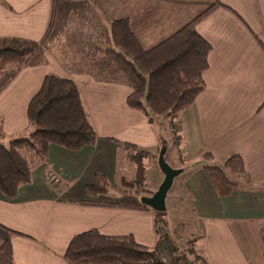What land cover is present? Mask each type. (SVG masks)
<instances>
[{"label":"crops","instance_id":"1","mask_svg":"<svg viewBox=\"0 0 264 264\" xmlns=\"http://www.w3.org/2000/svg\"><path fill=\"white\" fill-rule=\"evenodd\" d=\"M84 1L104 11L101 28L108 30L111 21L126 19L149 49L192 17L185 11L186 1L193 0ZM216 3L227 8H216L195 26L211 46L203 74L205 89L183 111L190 117L189 131L184 125L177 129L184 139L188 131L197 153H209L217 167L238 156L245 174L229 176L236 189L226 197L215 196L206 174L196 177L200 173H194L186 187L195 218L204 224L199 247L206 264H264V0H209L204 6L207 10ZM52 4L53 0H0V39L41 40ZM67 44L64 49L73 48ZM56 59L46 53L44 65L22 70L0 93V144L25 135L27 105L50 73L76 85L97 140L94 146L75 152L50 147L47 162L32 172L30 184L12 202L0 195V226L22 235L10 237L14 264H68L63 254L70 240L88 231L131 235L139 245L153 248L152 210L82 204L120 199L107 197L109 192L106 197L88 199L84 189L96 176L108 183L123 152L118 143L147 148L157 143L153 131L141 113L125 106L127 87L97 83L83 73L69 74ZM48 172L59 178V188L47 183ZM6 237L0 228V245Z\"/></svg>","mask_w":264,"mask_h":264},{"label":"trees","instance_id":"2","mask_svg":"<svg viewBox=\"0 0 264 264\" xmlns=\"http://www.w3.org/2000/svg\"><path fill=\"white\" fill-rule=\"evenodd\" d=\"M218 7L227 8L216 3L153 48L145 49L126 19L111 21L108 30H104L91 22L92 16H89L93 11L86 1L53 0L50 23L41 40L0 39V93L22 70L44 65L50 44L66 35L71 19L78 16L82 34L67 35L78 43L74 55L86 61L82 73L97 83L127 87L130 92L125 98L126 107L141 113L148 124L157 119L172 120L188 109L205 89L203 74L208 68L211 46L196 32L195 26ZM26 121L28 136L0 144V195L8 202L30 184L32 172L47 162L50 147L75 152L94 146L97 140L76 85L58 75L44 76L27 105ZM118 144L136 165L135 180L122 181L124 187L135 189L133 195L123 196L114 203L82 204L150 211L140 203V198L148 194L144 190L146 178L141 160L150 153L131 143ZM202 158L212 160L209 153H204ZM203 171L217 197H226L236 189V183L229 176L245 174L242 161L236 155L226 159L222 167L206 165ZM108 192L109 185L101 176H96L84 189L88 199L106 196ZM159 216L154 212L153 248L139 245L131 235L109 236L88 231L70 240L63 258L68 264L80 260L91 264H206L201 253L195 250L201 237L174 246L159 236L156 228ZM0 228L7 236L0 245V264H14L10 237L22 235Z\"/></svg>","mask_w":264,"mask_h":264},{"label":"rangeland","instance_id":"3","mask_svg":"<svg viewBox=\"0 0 264 264\" xmlns=\"http://www.w3.org/2000/svg\"><path fill=\"white\" fill-rule=\"evenodd\" d=\"M207 1L209 0L186 1V5H189V7L185 12L192 17H190L188 21L183 22H190L202 14L206 10L204 3ZM87 3L93 11L89 16H92L90 18L91 22L95 25H98L99 23L100 26V23H102L101 21L106 19V17H103L104 11L93 3ZM68 27L66 35H64L58 42L51 43L47 53L57 58V62H63L65 66L63 67L67 73H82V66L86 61L78 60L79 58L77 59V56L74 55V52L77 51L75 47H77L76 45L78 43L73 40V36L68 37L67 35L71 32L82 34L83 27L80 25L79 17L76 16L71 19ZM76 37L80 38L79 35ZM64 43H68L67 45H70V47L73 48L69 49L68 47L64 49L62 46ZM145 49L149 48L146 47ZM187 113L188 112L179 113L177 117L172 120L157 119L153 124H148L150 131H153L155 135L157 143L154 145H146L147 148H149L148 150L147 148L139 149L150 153L149 156H144L141 160L146 178L144 190L148 192L145 197L154 194L164 179L158 166V155L164 143L166 146V153L164 155L165 163L173 170L182 171L180 175L174 178L172 186L166 195L165 212L159 213V220H157L158 222L156 223L159 236L163 239L167 238L174 246H180L190 239H197L203 235L204 224L195 218L196 215L193 208V199L186 185L190 176L194 173L195 175L197 172L200 173L197 174L196 177L205 175L204 171L200 170L203 166H215L212 161L208 162L203 160V154L201 155L197 153V150H195V143L187 136L190 120ZM183 125L185 130H188L185 132V139L183 135L179 134L177 129L178 126L183 127ZM27 133L22 137L28 136ZM135 171L136 165L134 162L127 158L125 152L119 153L116 160L115 173L108 179L109 193L107 197L116 196L122 198L123 196L133 195L135 189L124 187L122 181L125 183L134 181L136 177ZM57 187L59 188L60 185ZM195 250L197 253H200V247L198 244H196Z\"/></svg>","mask_w":264,"mask_h":264},{"label":"water","instance_id":"4","mask_svg":"<svg viewBox=\"0 0 264 264\" xmlns=\"http://www.w3.org/2000/svg\"><path fill=\"white\" fill-rule=\"evenodd\" d=\"M166 153L165 143L158 155V166L164 176V179L159 186L158 190L149 197H141L140 203L155 213L165 212V199L168 191L170 190L173 180L175 177L182 173L181 170L171 169L164 160V155Z\"/></svg>","mask_w":264,"mask_h":264},{"label":"built area","instance_id":"5","mask_svg":"<svg viewBox=\"0 0 264 264\" xmlns=\"http://www.w3.org/2000/svg\"><path fill=\"white\" fill-rule=\"evenodd\" d=\"M46 181L53 188H58L57 186L60 185L59 178L53 172H48L47 173Z\"/></svg>","mask_w":264,"mask_h":264}]
</instances>
